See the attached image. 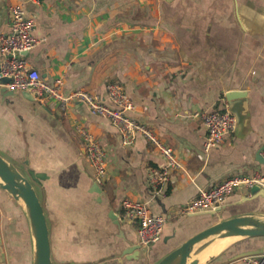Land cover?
<instances>
[{"label": "crops", "instance_id": "0c3cea01", "mask_svg": "<svg viewBox=\"0 0 264 264\" xmlns=\"http://www.w3.org/2000/svg\"><path fill=\"white\" fill-rule=\"evenodd\" d=\"M23 1L0 0V34L9 29L11 8ZM26 11L41 39L27 55L31 66L50 82L62 78L66 93L86 90L109 104L107 85L120 82L135 105L129 114L171 145L183 164L154 187L150 173L166 158L143 135L123 144L112 119L84 101L63 104L0 87V154L40 174L33 184L53 264H152L215 222L264 215V190L253 193L247 184L215 213L184 210L202 189L231 175L264 172L258 159L264 149V0H41L26 2ZM232 91L238 93L229 99ZM224 108L234 110L236 128L206 151L199 113ZM79 125L107 151L102 183ZM125 198L147 202L165 217L158 242L140 243L137 225L123 217ZM222 240L228 241L220 250L209 248ZM262 252L264 236H214L193 255L199 264H250L246 257ZM35 254L26 204L0 186V264H34Z\"/></svg>", "mask_w": 264, "mask_h": 264}, {"label": "built area", "instance_id": "2783aa9c", "mask_svg": "<svg viewBox=\"0 0 264 264\" xmlns=\"http://www.w3.org/2000/svg\"><path fill=\"white\" fill-rule=\"evenodd\" d=\"M26 2L40 3L41 0H26L11 8L9 29L0 34V87L11 91L25 90L36 99L52 98L63 104L84 101L96 113L112 119L119 129L123 144H131L138 134L155 144L166 158L165 165L153 168L150 184L161 187L183 164L175 149L163 142L145 123H141L129 113L135 107L123 84L118 81L107 85V97L112 104L99 94L78 89L70 93L64 91V80L57 78L48 81L41 70L29 64L28 53L40 42L36 33V22L26 11ZM8 79V81H5ZM206 127L204 143L206 151L223 141L225 136L236 128L237 118L228 108L213 109L199 113ZM86 155L94 167L95 180L102 183L108 173L107 151L98 137L84 125L78 126ZM264 158V149H263ZM260 185L264 187V172L253 177L231 175L223 181L202 189L200 194L185 206L187 213H200L216 210L239 186ZM123 217L135 223L139 241L143 246L158 242L163 235L165 217L152 211L147 202L125 198L122 201ZM250 264H264V252L246 257Z\"/></svg>", "mask_w": 264, "mask_h": 264}, {"label": "water", "instance_id": "95a60500", "mask_svg": "<svg viewBox=\"0 0 264 264\" xmlns=\"http://www.w3.org/2000/svg\"><path fill=\"white\" fill-rule=\"evenodd\" d=\"M2 89L3 91L7 90L6 87ZM237 93L236 91L229 92L227 97L231 99ZM229 110L234 112L231 108ZM260 156L259 161L264 163L263 156ZM38 177H40L39 173L32 169L24 171L0 154V186L9 191L15 198L22 199L29 212L36 245L34 264H53L47 217L33 184V181L37 180ZM263 190L264 187L260 185L252 186L253 193ZM215 212L216 210H210L202 213ZM214 236L221 238L264 236V215L249 212L215 222L193 234L181 245L152 264H199L200 261L194 257L193 252L197 249V245Z\"/></svg>", "mask_w": 264, "mask_h": 264}, {"label": "bare ground", "instance_id": "6f19581e", "mask_svg": "<svg viewBox=\"0 0 264 264\" xmlns=\"http://www.w3.org/2000/svg\"><path fill=\"white\" fill-rule=\"evenodd\" d=\"M226 241H228V240H222V241H220V242H218V243H216V244H214V245H212V246H210L209 248H211V247H215V246H217V245H222L220 248H219V246H217L219 249L218 250H220L222 247H223V245H224V243L226 242ZM223 243V244H222ZM209 248H207L208 250H209ZM206 249V250H207ZM214 249V248H213ZM205 250V251H206ZM215 250V249H214ZM217 250V251H218ZM210 251V250H209ZM216 251V250H215ZM212 253H214V252H211V253H209L208 255L205 253H203V255L201 254V260H205L210 254H212ZM205 255H207L206 257H204ZM203 256V257H202Z\"/></svg>", "mask_w": 264, "mask_h": 264}, {"label": "rangeland", "instance_id": "374dc122", "mask_svg": "<svg viewBox=\"0 0 264 264\" xmlns=\"http://www.w3.org/2000/svg\"><path fill=\"white\" fill-rule=\"evenodd\" d=\"M216 221V220H215ZM206 241V240H205ZM208 241V240H207ZM199 247V245H197V248Z\"/></svg>", "mask_w": 264, "mask_h": 264}]
</instances>
